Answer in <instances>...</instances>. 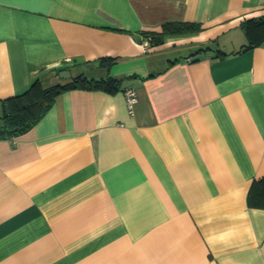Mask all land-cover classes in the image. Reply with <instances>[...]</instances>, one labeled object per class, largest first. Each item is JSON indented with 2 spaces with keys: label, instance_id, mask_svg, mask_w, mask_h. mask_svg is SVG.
Segmentation results:
<instances>
[{
  "label": "crops",
  "instance_id": "obj_1",
  "mask_svg": "<svg viewBox=\"0 0 264 264\" xmlns=\"http://www.w3.org/2000/svg\"><path fill=\"white\" fill-rule=\"evenodd\" d=\"M263 16L264 0H0V117L35 79L119 83L65 90L0 137V264H264V208L247 203L264 38L244 28ZM174 21L201 28L143 47Z\"/></svg>",
  "mask_w": 264,
  "mask_h": 264
},
{
  "label": "trees",
  "instance_id": "obj_2",
  "mask_svg": "<svg viewBox=\"0 0 264 264\" xmlns=\"http://www.w3.org/2000/svg\"><path fill=\"white\" fill-rule=\"evenodd\" d=\"M200 28L197 23L174 21L163 23L160 31H143L142 34L150 45H157L165 37L194 33ZM244 28L246 32L256 30L263 39L264 16L247 20ZM74 88L114 91L119 88V83L111 76L88 78L80 74L66 83L42 87L40 81L35 79L22 93L2 100L4 107L7 106V112L0 117V137H9L27 130L48 111L58 94ZM247 203L249 206L264 208V175L252 181L247 192Z\"/></svg>",
  "mask_w": 264,
  "mask_h": 264
},
{
  "label": "built area",
  "instance_id": "obj_3",
  "mask_svg": "<svg viewBox=\"0 0 264 264\" xmlns=\"http://www.w3.org/2000/svg\"><path fill=\"white\" fill-rule=\"evenodd\" d=\"M142 42H143V47L145 49L147 47H149L150 44H149V40L147 38H144ZM124 96H125L126 105H127L128 109L131 111L133 105L135 104V102L138 99L137 93H136L135 89L127 88L124 90Z\"/></svg>",
  "mask_w": 264,
  "mask_h": 264
},
{
  "label": "water",
  "instance_id": "obj_4",
  "mask_svg": "<svg viewBox=\"0 0 264 264\" xmlns=\"http://www.w3.org/2000/svg\"><path fill=\"white\" fill-rule=\"evenodd\" d=\"M205 57V54L204 53H201V54H196V55H193L190 60L191 61H196V60H199V59H202ZM60 76L61 77H68L69 76V72L66 71V70H62L60 71ZM5 112H7V106L5 105Z\"/></svg>",
  "mask_w": 264,
  "mask_h": 264
}]
</instances>
